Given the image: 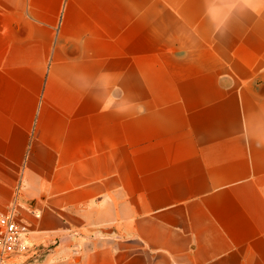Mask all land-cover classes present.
Segmentation results:
<instances>
[{
	"label": "crops",
	"instance_id": "1",
	"mask_svg": "<svg viewBox=\"0 0 264 264\" xmlns=\"http://www.w3.org/2000/svg\"><path fill=\"white\" fill-rule=\"evenodd\" d=\"M15 264H264V0H0V212Z\"/></svg>",
	"mask_w": 264,
	"mask_h": 264
},
{
	"label": "built area",
	"instance_id": "2",
	"mask_svg": "<svg viewBox=\"0 0 264 264\" xmlns=\"http://www.w3.org/2000/svg\"><path fill=\"white\" fill-rule=\"evenodd\" d=\"M14 208L12 203L8 211L0 212V264H15L28 249L23 241L26 226L17 218Z\"/></svg>",
	"mask_w": 264,
	"mask_h": 264
}]
</instances>
